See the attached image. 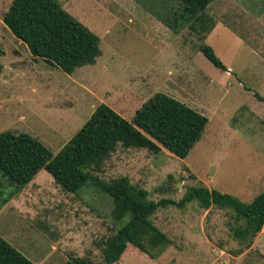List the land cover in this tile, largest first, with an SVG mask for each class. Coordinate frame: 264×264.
Listing matches in <instances>:
<instances>
[{"label": "rangeland", "instance_id": "374dc122", "mask_svg": "<svg viewBox=\"0 0 264 264\" xmlns=\"http://www.w3.org/2000/svg\"><path fill=\"white\" fill-rule=\"evenodd\" d=\"M12 1L0 0V134H29L56 156L100 104L132 121L162 92L209 119L189 156L119 147L96 175L127 177L156 202H179L198 186L247 204L264 193V102L255 97H264V0L214 1L207 12L217 25L204 43L187 26L176 34L163 23L180 10L179 0H57L101 39L97 63L73 75L36 59L13 36L3 22ZM202 44L227 72L204 56ZM172 182L182 186L169 191ZM0 189L7 198L16 187L0 177ZM112 210L94 188L67 193L41 171L1 209L0 236L34 264L71 257L96 264L101 243L129 221H116ZM232 216L197 201L161 208L152 221L173 245L153 260L131 244L117 264H264V229L246 249L232 236Z\"/></svg>", "mask_w": 264, "mask_h": 264}, {"label": "trees", "instance_id": "16d2710c", "mask_svg": "<svg viewBox=\"0 0 264 264\" xmlns=\"http://www.w3.org/2000/svg\"><path fill=\"white\" fill-rule=\"evenodd\" d=\"M179 1L180 10L163 23L176 34L187 26L204 43L217 25L207 12L216 0ZM3 22L33 57L68 75L86 65H95L101 56L99 36L76 21L57 0H13ZM200 50L216 68L228 71L212 47L202 44ZM3 69L0 65V76ZM255 97L264 102L259 94ZM208 124L209 119L199 111L159 92L137 110L132 121L110 106L100 104L56 156L29 134L1 133L0 177L8 179L16 189L7 198L0 189V211L41 171H46L64 192L79 194L92 187L108 196L116 221L129 217L125 226L101 243L102 259L96 264H117L131 244L157 260L173 242L152 218L161 208L174 205L183 209L194 201L205 211L212 207L230 210L234 220L232 236L248 249L264 229V193L247 204L232 195L198 186L187 189L179 202L169 199L156 202L149 198L146 189L133 185L127 177L106 182L95 174L102 171L119 147L146 150L154 155L166 150L186 159L202 139ZM0 264L34 263L0 236ZM64 264L95 263L88 257H71Z\"/></svg>", "mask_w": 264, "mask_h": 264}, {"label": "water", "instance_id": "95a60500", "mask_svg": "<svg viewBox=\"0 0 264 264\" xmlns=\"http://www.w3.org/2000/svg\"><path fill=\"white\" fill-rule=\"evenodd\" d=\"M181 186H182V184L180 182H178V183L172 182V185L169 187V191L176 190V189L180 188Z\"/></svg>", "mask_w": 264, "mask_h": 264}, {"label": "crops", "instance_id": "0c3cea01", "mask_svg": "<svg viewBox=\"0 0 264 264\" xmlns=\"http://www.w3.org/2000/svg\"><path fill=\"white\" fill-rule=\"evenodd\" d=\"M208 38H209V37H208ZM208 38H207V39H208ZM96 63H97V61H96ZM93 112H94V111H93Z\"/></svg>", "mask_w": 264, "mask_h": 264}]
</instances>
